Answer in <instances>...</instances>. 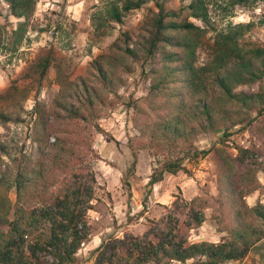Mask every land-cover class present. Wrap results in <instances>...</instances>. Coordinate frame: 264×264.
I'll use <instances>...</instances> for the list:
<instances>
[{
  "label": "trees",
  "instance_id": "obj_1",
  "mask_svg": "<svg viewBox=\"0 0 264 264\" xmlns=\"http://www.w3.org/2000/svg\"><path fill=\"white\" fill-rule=\"evenodd\" d=\"M3 1L18 21L10 30L0 25V51L13 54L27 39L37 0ZM150 1L102 0L90 15L94 36L110 35L130 11ZM226 1L229 14L236 6L252 8L258 0ZM154 5L136 41L120 30L84 75L71 77L49 46L0 93V126L9 129L25 121L22 101L28 86L41 84L54 70L57 94L49 105L35 100L29 113L26 137L37 157L23 145L10 147L0 133V264H80L77 252L90 240L88 211L97 186L93 163L99 156L91 139L101 130V108L113 105L104 92H113L141 60L149 61L150 85L129 103L136 134L127 141L133 159L126 173L134 172L142 149L162 156L151 169L149 186L165 173H186L185 160L209 156L216 192L191 199L176 195L157 218L147 219L142 233L124 230L121 236L101 238L90 252L92 264H237L264 239V203L250 206L245 199L261 187L257 173H264V91L240 89L264 83V44L240 43L255 23L217 29L208 0H189L177 9L168 8L166 0H154ZM259 24H264V13ZM57 31L66 36L62 26ZM209 32L213 35L206 38ZM201 49L207 59L199 64ZM236 125L248 128L256 142L235 146V154L225 145L197 146L199 135L219 129L224 142ZM209 206L215 207L216 230L223 234L218 241H191L190 231L202 225Z\"/></svg>",
  "mask_w": 264,
  "mask_h": 264
},
{
  "label": "rangeland",
  "instance_id": "obj_2",
  "mask_svg": "<svg viewBox=\"0 0 264 264\" xmlns=\"http://www.w3.org/2000/svg\"><path fill=\"white\" fill-rule=\"evenodd\" d=\"M101 1L37 0L27 39L20 49L13 54L0 51V93L7 88L12 79L21 76L28 63L41 48L49 46H54L58 59L64 64L67 73L71 77L84 75L91 62L98 55L105 52L109 44L119 36L120 30L128 32L133 41H136L138 29L148 13V8L155 7L154 0H151L141 8L130 11L121 24L115 25V29L110 35L97 38L93 34L90 15L94 9L101 6ZM208 1L211 21L217 29L225 27L229 23L253 21L255 25L240 38V43L245 47L264 44V24H259V20L264 13V0H258L252 8L236 6L229 14H227L226 9H229L230 5L227 4L226 0ZM188 2L189 0H166V6L177 9ZM76 3H79L78 7L81 6V11L77 18H73L69 5L73 6ZM190 20L195 21L192 18ZM17 21L18 19L10 14L8 5L0 0V25H5L6 29L10 30L16 26ZM195 22L200 23L199 21ZM58 25L67 31L66 36L59 34V31H57ZM212 35L213 32H209L206 38H210ZM206 59L207 52L205 49H201L198 53V63H203ZM148 71L149 61H138L135 63L133 70L123 76V82L117 84L112 90L113 92H104V94H107L108 100L113 102V105L109 104L101 108L100 118L97 119L101 130L95 131L91 139L92 146L99 156L93 163L97 186L95 199L92 201L93 208L88 211V221L91 226L90 240L82 245L77 252L80 264H92L90 252L93 248H91V244L88 245L91 240L92 245L98 243V237L104 238L109 234H116L117 228L124 225L126 208L123 205L124 201L128 203L130 201V191L135 180L138 177L143 180L149 176L152 167L158 165V157L162 158V156H152L149 150L142 149L137 153L134 172L132 174L126 173L133 159L127 141L136 134L132 124L133 110L129 103L144 95L148 90L150 85V78L146 74ZM54 77L55 73L51 68L41 84L28 86L27 98L22 101L25 110L23 113L25 121L23 123H11L9 129L0 126V133L4 134V139L10 147L23 145L24 149L31 153L33 158H36L38 153L35 146L26 137L28 123L30 122L29 113L35 100L43 101L49 105L52 98L57 94L58 86L54 83ZM240 89L254 92L264 91V83L262 85H244ZM88 130L92 132L94 128L91 126ZM222 131V129H219L199 135L196 141L197 146L208 149L213 145H225L229 152L235 154V146L249 147L256 142L249 129H241L240 125H236L231 129L232 133L224 142ZM184 165L187 172L185 173L182 170L180 172L188 177H193L199 188H201V195L209 196L210 191L215 190V184H213L215 182L214 165L210 157L206 156L198 161L185 160ZM123 176L125 177L124 181L122 180ZM257 178L261 183V187L257 190L256 202L261 200L260 202L264 203V173L259 171ZM150 189L147 187L143 192V195L147 196L146 208H141V211L143 209V212H147L141 220L145 225L148 218H156L158 214L164 211L163 207L155 204L153 198L149 197L151 194ZM176 195H181V193L173 192V196ZM9 196L14 200L13 191L10 192ZM116 203L118 206L114 210ZM116 213L121 214V217H123L120 224H117ZM216 213L214 206L204 209L205 221L202 223L204 232L202 236H199L200 231H202L201 228L191 230L189 234L191 241L216 239L213 235V229L216 228L213 216ZM127 217L130 216L127 214ZM194 233L198 236H195ZM262 242L264 243V240ZM173 264L178 263L173 262Z\"/></svg>",
  "mask_w": 264,
  "mask_h": 264
},
{
  "label": "crops",
  "instance_id": "obj_3",
  "mask_svg": "<svg viewBox=\"0 0 264 264\" xmlns=\"http://www.w3.org/2000/svg\"><path fill=\"white\" fill-rule=\"evenodd\" d=\"M79 3L73 4V6L69 5V9L72 12L73 18H77V16L80 14L81 11V6L78 7ZM148 178H144L141 180L139 177L138 181L135 180L132 188H131V196H130V201L129 203L127 201H124V205L126 208V211L124 212V216L126 215L125 220L123 221V217H121V214L119 215L118 213L115 214V218L117 219V224H120L122 221L124 222V225L121 227L117 228L116 234L117 236H121L124 230H128L132 232L133 234H140L142 233L146 225L142 223V218L144 214L147 212L145 211L143 214L139 215V212L141 211L142 206V201L145 198V195H143L144 190L148 187L150 189L151 194L149 197L153 198V202L155 204H158L159 206L163 207L164 205H168L172 199L175 197L173 196V192L175 193H181L182 197L185 199H191L195 195H200L201 194V188H199V185L197 184L196 180L193 177H188L186 176L183 172L178 171L175 174L171 173H165L163 176V179L154 183L153 185L149 186L148 185ZM213 184H215L213 182ZM215 189V187H214ZM215 190L210 191L211 194L215 195ZM257 195L258 191H253L250 194H248L245 199L248 203V205H253L256 203L257 200ZM261 201V200H259ZM115 209H117V203L115 204ZM121 213H122V208H121ZM131 217L132 220L128 221L127 214ZM158 214L156 218L159 216ZM120 226V225H119ZM198 228H201L199 236H202V233L204 232V225L199 226ZM196 228V229H198ZM195 236L196 233H194ZM223 233L218 232L215 229H213V235L216 239H204V240H209V241H218ZM97 241L98 243H93L92 245V240L89 242L88 245L91 244V248H95L98 246V244L101 241V238L98 237ZM264 240V239H263ZM262 240V241H263ZM197 241V240H194ZM260 241L257 243V245L249 252L247 258H245L242 262H239L237 264H264V243ZM262 242V243H261ZM88 243V242H87ZM188 263L191 262V260L187 261ZM178 264H182L177 262ZM205 264V263H201ZM224 264H232V263H224Z\"/></svg>",
  "mask_w": 264,
  "mask_h": 264
}]
</instances>
